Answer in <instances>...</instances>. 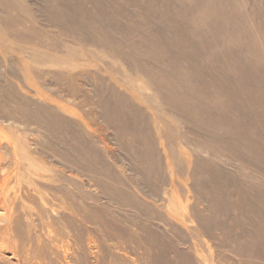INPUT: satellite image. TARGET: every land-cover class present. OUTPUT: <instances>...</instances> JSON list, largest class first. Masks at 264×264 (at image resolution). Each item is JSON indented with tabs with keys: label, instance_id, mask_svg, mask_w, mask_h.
Wrapping results in <instances>:
<instances>
[{
	"label": "rangeland",
	"instance_id": "1",
	"mask_svg": "<svg viewBox=\"0 0 264 264\" xmlns=\"http://www.w3.org/2000/svg\"><path fill=\"white\" fill-rule=\"evenodd\" d=\"M0 185V264H264V0H0Z\"/></svg>",
	"mask_w": 264,
	"mask_h": 264
},
{
	"label": "bare ground",
	"instance_id": "2",
	"mask_svg": "<svg viewBox=\"0 0 264 264\" xmlns=\"http://www.w3.org/2000/svg\"><path fill=\"white\" fill-rule=\"evenodd\" d=\"M6 182H7V179H5V184H6ZM0 186H1V185H0ZM1 188H2V187H1ZM1 188H0V189H1ZM4 189H5V188H4ZM0 191L2 192V190H0ZM6 194H7V193H6ZM6 194H5V195H6ZM1 195H2V193H1ZM1 195H0V196H1ZM5 195H4V197H5ZM5 198H6V197H5ZM5 198H4V199H5ZM0 199H1V197H0ZM4 199H3V201H4ZM0 203H1V201H0ZM2 204H3V203H2ZM2 216H3V215H2ZM0 218H1V217H0Z\"/></svg>",
	"mask_w": 264,
	"mask_h": 264
}]
</instances>
